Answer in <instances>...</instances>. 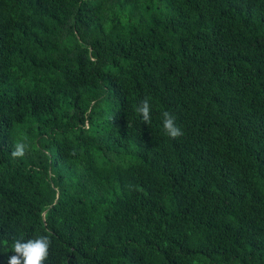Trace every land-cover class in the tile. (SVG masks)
<instances>
[{"label":"trees","instance_id":"obj_1","mask_svg":"<svg viewBox=\"0 0 264 264\" xmlns=\"http://www.w3.org/2000/svg\"><path fill=\"white\" fill-rule=\"evenodd\" d=\"M34 233L45 264H264V0H0V264Z\"/></svg>","mask_w":264,"mask_h":264},{"label":"clouds","instance_id":"obj_2","mask_svg":"<svg viewBox=\"0 0 264 264\" xmlns=\"http://www.w3.org/2000/svg\"><path fill=\"white\" fill-rule=\"evenodd\" d=\"M135 112L141 121L149 122L152 115L151 102L147 99L140 100L136 104ZM160 127L163 133L170 138L183 134L175 114L168 110L160 112ZM28 147L29 143L25 137L14 144L9 155L13 159L23 158ZM9 247L12 255L8 257L7 264H45L49 254L50 239L47 234L43 233L11 235Z\"/></svg>","mask_w":264,"mask_h":264}]
</instances>
